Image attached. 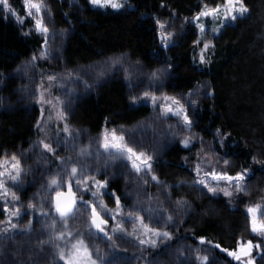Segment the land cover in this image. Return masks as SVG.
<instances>
[{
    "label": "trees",
    "instance_id": "trees-1",
    "mask_svg": "<svg viewBox=\"0 0 264 264\" xmlns=\"http://www.w3.org/2000/svg\"><path fill=\"white\" fill-rule=\"evenodd\" d=\"M47 2L55 23L71 27L61 54L68 69L126 54L148 72L171 63L174 70L171 76H165L164 83L167 92H189L200 84L207 86L212 95L199 100L193 112V127L211 141L218 154L231 161L233 172L240 171L242 166L252 170L248 194L235 209H230L221 198L208 196L193 184L189 167H182L181 158L186 151L178 144L170 145L159 158L157 176L171 186L170 197L185 198L191 208L182 220L183 227L172 232L173 239L167 245L172 250L181 242L193 247L204 237L223 249L233 250L239 239L248 236L247 217L243 212L245 202L264 197V0H245L249 13L212 38L214 47L207 52L208 62L203 65L196 58L197 29L184 20L198 13L202 5L215 7L223 0H128L129 6L119 11L95 9L86 0H78V8L69 6L66 0ZM10 4L23 16L21 0H10ZM157 19L171 25L174 33V41L167 50L158 43ZM27 27H30L27 20L19 26L0 13V94L10 98L12 104L17 100L12 73L42 44L36 33L26 31ZM88 89L78 98L71 125L90 136H96L103 127L136 124L150 114L144 102L132 104L122 79H109ZM36 117V110L30 106L0 110V157L4 152L13 153L28 146ZM217 129L228 135L220 146ZM125 188L117 178L109 180L106 187L127 205L133 197L129 194L125 198ZM32 189L28 188L26 193ZM108 205L113 206V202L109 200ZM54 215L49 217L57 221ZM32 223L30 232L10 229L5 233L7 238L1 240L9 248L7 255L16 260L11 264L31 261L33 264L44 256L45 249H30L24 242L33 239L38 227L42 228L37 220ZM58 227L55 232L50 229L53 237L60 235ZM67 231L57 242L71 239L68 228ZM70 231L82 232L75 227ZM19 236L21 239H16ZM214 254L210 264H231L220 250L215 249ZM155 256L163 264H192L189 260H180L176 252L167 257L157 253ZM257 264H264V250Z\"/></svg>",
    "mask_w": 264,
    "mask_h": 264
},
{
    "label": "rangeland",
    "instance_id": "rangeland-1",
    "mask_svg": "<svg viewBox=\"0 0 264 264\" xmlns=\"http://www.w3.org/2000/svg\"><path fill=\"white\" fill-rule=\"evenodd\" d=\"M66 1L69 6L73 8L79 7L78 0ZM86 1L89 4L88 0ZM31 2L42 5L39 16L36 14L35 9H27L25 0H21L23 16L20 15V13H18L14 7H12L10 0H8V5L15 15L5 12L3 10V6L0 5V13L4 18L13 20L19 26L25 25V20H27L28 24H30V27H27L26 31L36 33L42 41L40 48L20 65H18V67L12 73L16 84L15 89L17 91V100H15V103L12 104L10 98L0 94V110H11L15 107L22 108L25 106L29 108L30 106L33 107L37 112V117L34 124V134L31 141L28 143V146L24 150H17L13 153L8 151L4 152L0 157V172L4 173L3 177H0V179L3 180V186L0 187V232H2L4 229H12V224L16 225L15 231L25 232L26 226H28L31 222L34 224L37 220V223L42 228L38 227L36 230V235L33 237V239L27 241L22 240L19 242V244L24 241L27 243V245H29L28 247L30 249H37L38 247L40 249H45L44 256H42L40 260H37L39 262L34 261L33 264H40V261H42V264L52 263L50 261H53L57 250L53 243L44 242L50 241V239H53L54 237L51 235V230L45 229L43 225L45 223L51 225L55 219L53 217L50 218L49 216H41L38 214V212L33 213L27 208V205L30 202L35 205L39 204L40 197L45 195V193L40 191L41 185L46 184L50 178L49 173H54L60 166V160L57 157L52 156L50 153L45 152L43 157L41 156L43 148L39 144V141H44L45 143H52L53 147H56L55 141L58 137V134L59 139L61 140V145L58 148L59 156L63 158H71L73 160L80 159L84 164L88 165V167L92 170L91 174H87V178L90 182L92 180V176H95L96 179H100L102 182L104 180L109 181L117 178L126 185L123 195H126L125 198H129L128 195L130 194L133 199L131 204L124 205V217H127L130 211H133L134 215L138 214L144 217V223L150 224V226H157V222L159 221L160 230H168L172 233L173 231L182 228V220L187 216L191 208L189 207L190 204L188 201L185 198L170 197L169 188L171 186L166 184L164 181L159 179L162 183L158 185L151 180L150 174L142 173L138 176L135 171L132 170L130 163L126 159L116 160L109 163V166L105 171V163L110 161L111 158L104 153L103 148L100 147V143L102 142L103 135L105 133L111 134L113 131H115L117 135H124V142L128 144V146L134 147L137 152L143 151L154 156L152 174L156 176L158 172V164L160 163V156L165 149H167L170 145L175 144H178L181 149L186 151L181 158V163L182 167H189L190 172L193 175V184L198 178L196 172L194 171L197 163H199L201 168L206 171H210L212 167H215L219 171L224 167L223 160L225 158L215 151L210 140L205 139L198 131L195 130L193 125L190 129H186L183 125V120L179 117L169 115V117L165 119L161 116L162 108L160 106L171 104L170 101H165L164 97H176L177 99H180L182 103H185L189 118L194 124L193 112L197 108L199 100L208 94L207 86L205 84H200L189 92L171 93L164 89V76L161 81L153 83L152 90L150 91V95L153 93L156 95L158 106L154 108L150 99L147 102H144L149 106L150 109V114L148 116L133 125L103 127L100 133H98L96 136H90L86 132L71 125V118L79 101L78 98L86 91L90 90L88 89V86L90 88L92 86H99L109 79L119 78L122 79V81L126 84L127 94L130 99L131 96L141 95L145 90H148V77L153 71L148 72L138 61L130 59L126 54L121 56H112L108 59L99 60L90 65L75 66L72 69H68L62 60L61 54L65 39L71 31V27L69 25L67 27H62L55 23L47 0H31ZM90 6L95 9H105L92 5ZM203 7L204 5L201 6V9ZM208 7L211 8V6ZM106 9L112 10L111 8ZM29 11L31 14H29ZM197 14L198 13H196L193 17L184 20V22L196 27L195 23H190V21H192ZM220 15L223 16V10H221ZM37 19L43 20L44 25L48 28L47 35L37 31L35 25V21ZM201 22L205 23L207 27L203 34H201L196 27L197 39L201 36L203 37L200 45L196 46V58L199 64L201 49L203 48L204 42L211 41L213 37H216L213 33V29L218 27L217 20L202 19ZM233 23L234 22H231L229 25ZM165 24L167 26V31L173 33L171 25L168 23ZM157 39L159 45L161 46L158 36V29ZM45 41L47 42L45 43ZM207 52L204 53L205 57ZM33 57H35V59H33ZM113 58H122L118 66H113L111 64ZM125 70H127V72ZM126 74L129 76L131 83L125 79ZM50 76L55 77V79L50 81ZM157 88L158 91H156ZM189 93H191V95H189ZM41 98L43 102H38L41 100ZM192 101L196 102L195 106L192 105ZM61 112H63V115L66 117V119L60 118ZM38 121H40V128L43 129L42 131L37 128ZM65 124H67L72 130V135L79 133L74 141L71 140V137H69L67 146L64 145V138L66 135H68L64 132ZM185 138H189L191 140V145L187 149L184 148L180 143V141ZM217 143L218 146H220L221 143L218 137ZM34 145L35 147H33ZM81 148H84L87 152H90L91 155L79 156ZM201 149H203V151H201ZM97 150H99L101 153L99 157L97 156ZM13 155L17 157L23 169L31 170L27 172L26 175L21 177L19 187L15 186L8 176V173L13 171L11 167V164L13 163L11 158ZM71 167L72 165H69V171ZM45 169L48 171H45ZM97 169H99V172L96 171ZM228 171L232 175H235L237 172H233L230 165L228 166ZM117 172L121 174L115 175ZM201 176H203V172L201 173ZM249 178L246 182V191L237 193L234 189H231L233 192L231 197L225 196L222 190L218 191L217 195H212L211 193L207 192V189H202V187L199 185L195 186L200 188L212 198L223 199L230 209H235L241 198H246L248 194L247 187L249 188L250 185ZM65 180H67V177H65ZM224 187L226 186L221 183V189ZM28 188H33V191L26 193ZM92 191L97 190L93 188ZM112 193L113 192L107 191L106 188L99 190L98 198L103 200L109 209L114 210L115 202ZM78 195L80 194L78 193ZM14 196L18 197L19 199H14ZM33 197H35V199H33ZM82 198L84 200L90 201L97 199V197H93L91 195V191L83 193ZM149 198H151L150 202ZM109 200L113 202V206L111 207L108 205ZM178 200L187 201V205L183 209L179 208L176 203ZM258 204L261 205V215L258 216V220L264 221V197L260 196L257 199L246 201L245 205L243 206V212L247 217L248 236L239 240H243L245 242L251 240L253 244L262 243V241H264V238H262L260 235L251 232L249 215L246 211L248 207ZM133 206H135V210H133ZM5 207L9 209V212H3ZM48 207L51 208V212L49 214L52 216L55 214L54 216L57 217V221L55 220L57 222L56 228L59 226V229H64V235L68 234L66 233L68 231L67 228H65V224L59 223V217L55 213L51 203H49ZM17 208H19L20 211L24 213V215L19 218L13 215ZM49 208L45 211H49ZM161 209L164 211L162 212ZM169 214L174 217L176 224L164 229L163 221H160L159 217L161 215L166 216ZM34 215H36L38 219H36ZM117 219L119 220L120 217H117ZM87 220L88 214L84 213L83 208L78 204L75 209V216L66 223L70 224L71 227L78 228L83 232L84 230L86 231ZM177 225H179V227H177ZM123 226L128 233H131L130 236L119 237L122 249H126L127 252L125 253L122 250L120 252L114 253V255L120 259H123L125 264H146L148 259H154L158 261L159 264H163L162 261L157 256H155L156 253L158 255H166L167 257L172 254V252H176L180 260L191 257L192 264H197V262L193 261L196 256L203 257L207 255L210 260L215 257V248L208 250L207 245H200L199 243L196 246L188 247L187 244L184 246L183 242H181L174 247V250L168 249V246H161L163 247L162 250L164 251L160 249L161 247L159 249L149 248L144 251L143 258L138 260L136 257L141 255L140 248L138 245V240L134 239L133 237L141 236L143 232L141 224L137 222L135 225H133L129 222ZM111 227H115L114 222L111 224ZM134 228L136 229L135 232H133ZM16 239L21 238L19 236ZM55 243L63 246V241H56ZM92 243L94 245L93 253L95 252V248H99L102 252L103 250H105L107 253L110 251L107 246V241L102 236L94 238ZM4 244L5 242L0 240V264H11V262L13 263V261L16 260L13 259L12 255H7V250L9 248ZM16 245L14 247H16ZM262 247H264V245H262ZM47 248H51V250L49 249L50 251H47ZM197 248L204 250L196 252L195 249ZM178 249L181 251L178 252ZM187 249H191V251ZM236 249L237 243L233 250ZM262 253L263 250L253 249L251 258L253 259L254 264H257V261L260 260ZM16 254L18 255V251H16ZM16 254L13 255L16 256ZM223 254L229 263L238 264V262L234 258L228 256L226 252H223ZM55 258L57 260L59 259L58 256H55ZM30 264H32V261Z\"/></svg>",
    "mask_w": 264,
    "mask_h": 264
},
{
    "label": "snow or ice",
    "instance_id": "snow-or-ice-1",
    "mask_svg": "<svg viewBox=\"0 0 264 264\" xmlns=\"http://www.w3.org/2000/svg\"><path fill=\"white\" fill-rule=\"evenodd\" d=\"M89 4L99 8H111L114 11H119L125 8L128 5V0H88ZM25 4L27 9H35L36 14L39 16L41 13L42 5L38 3L31 2V0H25ZM0 5L3 6V10L5 12L11 13L15 15L14 12L10 9L8 5V0H0ZM221 10H223V16L220 15ZM249 13V9L245 4V0H223V3H218L215 7H208L207 4L198 12V14L193 18L190 23H195L198 31L203 34L207 25L202 23L203 20H217L218 27L213 29V33L215 36H219L220 32L223 28L227 27L229 23L235 22L238 18H243ZM29 14L31 12L29 11ZM36 29L38 32H41L45 35L48 33V28L44 25L42 19H37L35 21ZM156 26L158 29V36L160 39V43L162 48L167 50L170 44L173 41L174 34L167 31V26L165 23L161 22L159 19L156 20ZM203 37H199L194 41L196 46H199L202 42ZM47 41H45L46 43ZM214 47L211 41L204 42L203 48L201 49L200 55V64L203 65L207 63L206 57L204 53L208 51L209 48ZM35 59V57H33ZM122 58H113L111 64L113 66H118L120 64V60ZM115 70V68H114ZM174 70V66L171 63L167 64L165 68H159L153 71L149 77L148 90H145L141 95H133L130 97L132 104H137L141 102H147L149 99L152 101L153 107H157V97L153 93L150 95V91L152 90L153 83L159 82L162 80L164 76H171V72ZM127 72V70H125ZM55 77L50 76L49 80H54ZM125 79L131 83L129 76L126 74ZM158 91V88L156 89ZM191 95V93H189ZM208 95H212L211 92H208ZM165 101H170L171 104H165L160 106L162 108L161 116L163 118H168L169 115L179 117L183 120V125L186 129H190L193 125V121L189 118V114L185 107V103H182L180 99L176 97H164ZM38 102H43L42 98ZM195 101H192V105L195 106ZM61 119H66L64 117L63 112L60 114ZM37 128L41 131L43 129L40 128V121L37 122ZM64 132L68 135L64 138V145L67 146L68 139L71 137V140H75L79 133L72 135V130L68 127L67 124L64 126ZM110 135V138H109ZM216 136L219 138L221 145L225 143L228 139V135L221 132L220 129H217ZM124 135H117L115 131L111 134L105 133L103 135L102 142L100 143V147L103 148L104 153L107 154L108 157L111 158L110 161L105 163V171L109 166V163L114 162L116 160H124L126 159L130 165L132 170L139 176L140 174H150L151 180L156 184H161L162 182L159 178L152 174L153 173V161L154 156L147 154V152H137L134 147L128 146L125 142ZM56 147H53L52 143H45L44 141H39V144L43 148V152L41 156L43 157L44 153H50L52 156L57 157L60 160V166L54 173H49V180L46 184L41 185V192L45 193L42 195L39 200V204L35 205L33 203H29L27 208L30 209L33 213H37L41 216H49L51 212V208L49 211H45V208H48L49 203H51L52 207L55 210V213L58 214L59 223L65 224V228L69 229V234L71 235L70 240H64L63 246L55 243L59 241L64 236V229H60V235L55 236L50 241H45L44 243H53L56 248V256H58V260L53 259V264H125L123 259H120L114 255V253L124 251L127 252L126 249H122V245L120 243L119 237L121 236H130L131 233H128L123 226L126 223H132L135 225L137 222L141 224L143 232L141 236L133 237L138 240V245L140 248L141 255L136 257L138 260L143 258V253L149 248L159 249L161 246L167 247V242L173 239V234L168 230H160L159 221L157 222V226L153 227L150 224L144 223V217L140 215H134L133 211H130L127 217L123 216V208L121 197L117 195L115 192L112 193L115 202V209H109L103 200L98 198V191L103 190L109 185L108 180H104L103 182L100 179H96L95 176H92L91 182L87 178V174H91V169L88 165L84 164L80 159H71V158H63L59 156L58 148L61 145V140L58 137L55 141ZM184 148H189L191 145V140L189 138H185L180 141ZM35 147V145L33 146ZM203 151V149H201ZM91 155L90 152H87L84 148H81L79 156ZM101 153L97 150V156L99 157ZM46 159V158H45ZM187 159V158H186ZM222 159V158H221ZM255 157L253 160L255 161ZM11 160L13 163L11 164L12 172L8 173L9 178L12 183L19 187L20 180L23 175H26L27 172L31 170H25L21 167L19 160L15 155L12 156ZM219 162V160H218ZM231 161L224 159L223 164L224 167L219 171L212 167L210 171H206L201 168L200 164L194 168L196 172L197 179L194 182V185H199L202 189H207L208 193L212 195H217L218 191H223L225 196L231 197L233 192L231 189H234L235 192L240 193L246 191V182L248 178L252 175V170L247 167H241L240 171H237L235 175L230 174L228 171V166ZM69 165H72L69 171ZM45 171H48L45 169ZM99 172V169L96 170ZM203 172V176L201 173ZM121 173L117 172L115 175H120ZM4 173L0 172V177H3ZM67 177V180H65ZM210 178V179H209ZM214 182V183H213ZM221 183H223L226 187L221 189ZM3 186V180L0 179V187ZM96 189L97 191H92V189ZM66 189V190H65ZM91 191V195L93 197H97L96 200H84L82 198L83 193H87ZM54 193V195H53ZM78 193L80 195H78ZM14 199L18 200V197L14 196ZM35 199V197H33ZM151 198H149L150 202ZM177 206L183 209L187 205V201L178 200ZM80 205L83 208L84 213L88 214V220L86 221V231L83 232H75L72 233L70 231L71 225L66 222L75 216V209L77 205ZM190 207V206H189ZM99 209V210H98ZM90 210V212H89ZM133 210H135V206H133ZM163 212L164 210L161 209ZM247 213L249 215L250 221V230L252 233L260 235L264 238V221L258 220V216L261 215V205L250 206L247 208ZM4 213L9 212V209L5 207L3 209ZM17 218L24 215L20 211L19 208L13 213ZM117 217H120L118 220ZM160 221H163L164 229L169 228L171 225H175L176 221L172 215H161L159 217ZM115 223V227H111L112 223ZM10 223V221H9ZM56 221L54 220L53 224L48 225L44 224L43 227L45 229H51L53 232L56 231ZM179 227V225H177ZM16 225L12 224V229L15 230ZM26 231H31V223L26 226ZM9 229H4L0 232V240L6 239L5 233H7ZM136 229H133L135 232ZM102 236L107 241V246L110 249L108 253L102 252L99 248H95V254L93 253L94 245L92 243L94 238H98ZM198 243L200 245H207L208 250L212 248L218 249L222 252H226L228 256L234 258L238 264H254L252 257L253 249L264 250V241L262 243L253 244L251 240L237 241V249L236 250H227L223 249L220 244H213L211 241L206 240L204 237H200L198 239ZM191 251V249H187ZM204 249L197 248L196 252L203 251ZM178 252L181 250H177ZM191 261V257L186 258ZM195 260L197 264H210V258L205 255L203 257L196 256ZM146 264H159L158 261L154 259H148Z\"/></svg>",
    "mask_w": 264,
    "mask_h": 264
},
{
    "label": "water",
    "instance_id": "water-1",
    "mask_svg": "<svg viewBox=\"0 0 264 264\" xmlns=\"http://www.w3.org/2000/svg\"><path fill=\"white\" fill-rule=\"evenodd\" d=\"M89 212H90V210H89ZM57 216H58V214H57ZM221 253H223L222 251H220Z\"/></svg>",
    "mask_w": 264,
    "mask_h": 264
}]
</instances>
